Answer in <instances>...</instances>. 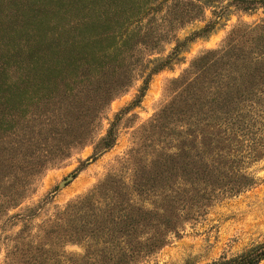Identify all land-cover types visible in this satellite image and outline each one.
Returning <instances> with one entry per match:
<instances>
[{
  "label": "trees",
  "instance_id": "trees-1",
  "mask_svg": "<svg viewBox=\"0 0 264 264\" xmlns=\"http://www.w3.org/2000/svg\"><path fill=\"white\" fill-rule=\"evenodd\" d=\"M127 4L126 0H25L18 23L13 26L9 20L7 29L13 26L16 39L4 44L0 62L1 70L9 73L2 74L0 82V100L7 109L0 108V124L15 122L19 115L28 122L32 119L33 125V117L42 109L41 123L49 128L45 139L49 149L38 160L62 159L70 148L93 141L92 152L81 161L86 163L111 147L121 111L139 101L150 75L175 58L186 40L209 31L227 6L251 11L264 6V0L218 4L213 18L202 27L177 39L165 56L148 59L153 62L138 93L113 114L104 133L92 140L98 115L128 85L120 61L131 48L139 49L136 44H147L143 37L130 44L133 37L147 31L141 24L129 26L140 12ZM180 4L183 11L174 17L176 21L193 18L202 9L191 0H177L168 12ZM65 13L73 17L60 23ZM113 19L115 23H110ZM82 62L84 117L71 121L44 110L47 103L75 95L69 83L76 80L72 76ZM140 62L143 64L142 59ZM88 80L91 84H86ZM168 82L172 83L168 98L139 128L138 138L144 140L140 145L147 149L132 148L123 158L130 177L106 173L34 228L26 221L32 215L29 210L14 236L17 241L6 251L5 264L20 263L16 255H29L32 248L33 259L52 251L54 264H136L162 247L191 211L211 197L232 194L254 183L247 163L264 154V21L234 24L218 46L191 58L182 73ZM70 99L67 109L72 107ZM160 129L161 134L152 133ZM172 176H177L174 185L161 183ZM16 189L17 184H10L0 202L15 204L19 198L14 197ZM21 233L31 240L17 238ZM66 243L79 245L84 254L66 257ZM259 258L258 253L248 255L246 251L207 264H257Z\"/></svg>",
  "mask_w": 264,
  "mask_h": 264
},
{
  "label": "rangeland",
  "instance_id": "rangeland-1",
  "mask_svg": "<svg viewBox=\"0 0 264 264\" xmlns=\"http://www.w3.org/2000/svg\"><path fill=\"white\" fill-rule=\"evenodd\" d=\"M128 7L139 10L138 20H131V28L141 24L145 28L146 35L143 37L147 44H136L139 49L131 48L126 53L127 57L120 61V68L126 73L125 80L128 85L106 103L102 112L98 115L95 129L92 132V140L97 139L104 133L108 121L113 114L121 109L138 93V88L143 75L152 65V58L165 56L173 47L177 39H183L188 33L203 26L213 18V10L218 4H225L227 0H191L201 6V12L188 20H174L180 17L183 5L171 9L170 6L177 0H126ZM189 1V0H179ZM18 2V3H17ZM25 0H0V62L3 61V48L7 41L16 39L12 27L18 23ZM65 2V1H64ZM135 2V4H134ZM195 11V10H194ZM189 13H195L189 10ZM72 15V16H71ZM73 17L72 13H65L60 21ZM120 19V17H118ZM9 20L13 22L10 30L7 29ZM258 20L264 21V6H257L251 11H243L230 5L227 6L221 18L204 33L186 40L180 50L166 66L154 71L146 84L143 94L136 104L127 110L121 111L116 121V138L111 147L104 150L94 159L81 163L92 152V142L82 143L69 150L67 156L59 160H38L39 155L48 150L45 139L49 134V128L42 124L43 117L39 113L33 118L31 125L23 117L16 116L15 122H1L0 124V201L9 191V185L17 184L18 189L14 197H19L13 205L0 202V264L6 262V251L18 234L20 227L25 221L24 214L30 212L31 216L26 220L32 224V228L46 216L52 215L55 210L61 208L68 200L82 194L102 179L106 173H121L130 177L128 164L123 161L130 149L139 148L145 150L139 139L140 126L145 124L159 107L166 101L172 83L168 81L179 76L188 66L191 58L207 48L216 47L221 42L226 32L234 24L244 21L253 23ZM116 19L110 21L115 23ZM150 32V34H148ZM17 36V33H16ZM141 41H143L141 39ZM154 41V42H153ZM133 47L135 46L132 44ZM151 45L153 49L151 48ZM138 58V60H136ZM142 59V63L140 60ZM3 72V73H2ZM2 74L8 76L7 70L0 68V82ZM106 76V75H104ZM74 81L69 85L74 87L75 95L69 98L61 97V101H52L42 106L45 110L63 115L65 119L75 121L83 116L84 106V62L78 66L72 76ZM5 79V78H4ZM7 79V78H6ZM78 79H80L78 81ZM86 84H91L88 80ZM62 89V85H58ZM71 98V99H70ZM70 99L71 106L67 109ZM6 102L0 100V108ZM7 111L6 106L3 108ZM149 133V132H147ZM152 133H162L154 130ZM48 140V139H47ZM148 140H146L147 142ZM48 154V153H47ZM41 158V155H40ZM247 171L255 177L254 183L248 187L232 193H221L211 197L203 206L191 211L189 218L185 219L176 234H170L167 242L149 255L146 260L136 264H207L221 256L231 257L244 252L248 255L258 253L260 255L257 264L264 263V154L255 160L249 161ZM63 184L61 180L65 179ZM177 176L170 180L163 179L174 185ZM30 210V212H29ZM19 214V215H17ZM33 231V230H31ZM19 239L30 241L23 233ZM17 254L21 262L18 264H54L51 252H46L44 258L41 253L38 259H33L32 254ZM65 256L84 254V249L76 244L66 243L63 245ZM26 256V257H25ZM46 256V257H45ZM25 257V258H24ZM84 261V260H83ZM64 261L61 264H67ZM8 264V262L6 263ZM10 264V263H9Z\"/></svg>",
  "mask_w": 264,
  "mask_h": 264
},
{
  "label": "water",
  "instance_id": "water-1",
  "mask_svg": "<svg viewBox=\"0 0 264 264\" xmlns=\"http://www.w3.org/2000/svg\"><path fill=\"white\" fill-rule=\"evenodd\" d=\"M70 176H67L65 179L61 180L60 183L63 184L66 179H68ZM264 264V263H263Z\"/></svg>",
  "mask_w": 264,
  "mask_h": 264
}]
</instances>
